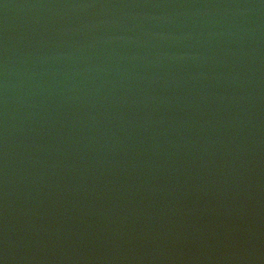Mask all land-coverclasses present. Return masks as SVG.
I'll use <instances>...</instances> for the list:
<instances>
[{
  "label": "water",
  "instance_id": "95a60500",
  "mask_svg": "<svg viewBox=\"0 0 264 264\" xmlns=\"http://www.w3.org/2000/svg\"><path fill=\"white\" fill-rule=\"evenodd\" d=\"M0 264H264V0H0Z\"/></svg>",
  "mask_w": 264,
  "mask_h": 264
}]
</instances>
